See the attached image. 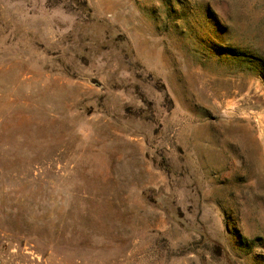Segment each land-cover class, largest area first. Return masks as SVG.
I'll return each instance as SVG.
<instances>
[{"label":"rangeland","instance_id":"rangeland-1","mask_svg":"<svg viewBox=\"0 0 264 264\" xmlns=\"http://www.w3.org/2000/svg\"><path fill=\"white\" fill-rule=\"evenodd\" d=\"M0 264H264V0H0Z\"/></svg>","mask_w":264,"mask_h":264}]
</instances>
